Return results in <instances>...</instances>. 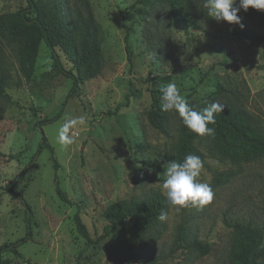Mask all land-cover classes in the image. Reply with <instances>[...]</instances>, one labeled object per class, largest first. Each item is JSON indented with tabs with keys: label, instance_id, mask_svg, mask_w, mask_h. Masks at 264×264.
I'll return each instance as SVG.
<instances>
[{
	"label": "rangeland",
	"instance_id": "obj_1",
	"mask_svg": "<svg viewBox=\"0 0 264 264\" xmlns=\"http://www.w3.org/2000/svg\"><path fill=\"white\" fill-rule=\"evenodd\" d=\"M88 1L102 68L71 97L72 79L56 67L44 42L26 78L16 44L0 32V75L12 98L0 97V247L27 232L25 206L9 191L22 171L17 189L32 211L30 239L18 246L21 256L4 252L2 257L11 264H26V259L36 264H233L237 225L261 228L264 247V155L231 161L206 137L195 145L204 161L199 179L210 181L215 193L210 204L177 212L166 203L167 219L137 242L121 221L102 236L108 224L104 212L113 202L164 196L162 172L179 141L181 122L175 112L165 111L163 130L150 122L153 89L175 82L193 107L219 102L264 137V42L256 39L264 33V16L241 10V29L209 18L203 0H186L187 14L177 17H170L159 0ZM60 2L66 21H73L77 9L89 15L80 0ZM26 5V0H0V15ZM56 53L63 69H72L59 49ZM126 94L127 106L116 110ZM83 114L89 117L87 126L73 129V144L62 147L56 135L64 117ZM43 136L53 147L56 167L47 149L38 152ZM56 181L69 202L58 197ZM76 213L92 242L77 231Z\"/></svg>",
	"mask_w": 264,
	"mask_h": 264
},
{
	"label": "trees",
	"instance_id": "obj_2",
	"mask_svg": "<svg viewBox=\"0 0 264 264\" xmlns=\"http://www.w3.org/2000/svg\"><path fill=\"white\" fill-rule=\"evenodd\" d=\"M80 1L84 3L89 15H85L81 10L77 9L74 11L72 22L64 19L60 0H26V7L15 13L0 15V32L6 34L16 44L19 69L23 76L30 78L32 75L39 45L44 42L52 53L56 67L72 79V87L67 95L69 97L78 93L80 85L99 74L102 68L99 59V45L91 28V5L88 0ZM159 1L167 5L170 17L187 14L186 0ZM131 8L136 10V12H144V9L140 7L131 6ZM260 13L264 16V11H260ZM256 39L264 42V33L256 36ZM56 49H59L71 62L72 69H63ZM156 78L165 82L169 80V77ZM6 88L7 80L0 75V97L12 101ZM161 89L162 87L151 91L152 102L148 117L156 128L163 130L165 113L161 110L160 105ZM129 96L130 94H126L125 103L118 105L116 110L121 106H127ZM204 107L206 106L198 105L195 108L200 110ZM176 116L181 122V134L171 160L183 161L185 155L189 153L201 157L195 141L202 137L188 130L179 116L177 114ZM215 121L214 125H209V127L215 129V135L203 137L211 141L214 149L223 158L231 161H251L264 155V137L239 112L225 109L222 113L215 114ZM40 123L41 121L37 122V124ZM42 149H47L50 152L53 166L56 167L53 147L48 143L45 136L42 137L38 152ZM33 160L34 156L30 160L29 166L33 164ZM22 174L23 171L18 181L10 187L9 191L18 197L25 206L27 232L19 240L0 247V264H11L2 257L4 252H12L21 256L18 246L30 239L32 232L31 207L17 189V184L22 178ZM55 190L62 201L69 202L66 193L59 187L58 181H56ZM165 207V197L158 193L115 201L105 209L104 216L108 224L104 227L102 236L108 235L110 229L114 228L118 221H121L127 225V230L134 240L136 242L140 241L145 233L156 225L159 220L158 216ZM74 221L79 234L87 242H92L87 228L78 213L74 215ZM236 229L237 238L232 251L233 264H262V258L264 257V247L261 246L263 239L262 229L241 225H237ZM191 244L204 247L197 241ZM25 262L26 264H36L28 259Z\"/></svg>",
	"mask_w": 264,
	"mask_h": 264
},
{
	"label": "clouds",
	"instance_id": "obj_3",
	"mask_svg": "<svg viewBox=\"0 0 264 264\" xmlns=\"http://www.w3.org/2000/svg\"><path fill=\"white\" fill-rule=\"evenodd\" d=\"M202 6L207 10L209 18L217 22L235 24L243 29L242 18L238 13L241 10L247 12L249 8L264 11V0H238V4L237 0H203ZM160 100L162 111L175 112L188 130L201 137L215 135V129L209 125L215 124V114L222 113L225 107L219 102H212L197 110L181 94L175 82H169L162 87ZM88 120L86 114L76 117L66 115L57 131V143L65 148L73 144L72 130L86 127ZM203 170L204 161L200 156L192 153L185 155L183 161H167L160 182L166 203L177 212L188 206L202 207L210 204L215 193L210 181L202 182L199 179ZM167 216L168 213L162 210L158 219L165 221Z\"/></svg>",
	"mask_w": 264,
	"mask_h": 264
}]
</instances>
